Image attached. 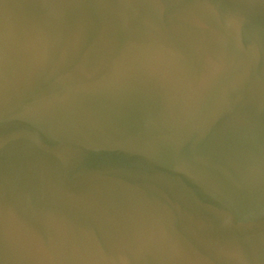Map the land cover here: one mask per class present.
<instances>
[{
  "label": "water",
  "instance_id": "obj_1",
  "mask_svg": "<svg viewBox=\"0 0 264 264\" xmlns=\"http://www.w3.org/2000/svg\"><path fill=\"white\" fill-rule=\"evenodd\" d=\"M0 264H264V0H0Z\"/></svg>",
  "mask_w": 264,
  "mask_h": 264
}]
</instances>
